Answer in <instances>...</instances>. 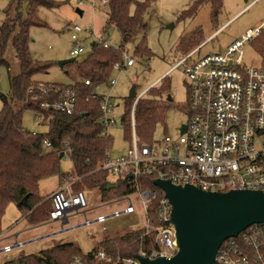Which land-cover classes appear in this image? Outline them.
<instances>
[{
  "label": "built area",
  "instance_id": "1",
  "mask_svg": "<svg viewBox=\"0 0 264 264\" xmlns=\"http://www.w3.org/2000/svg\"><path fill=\"white\" fill-rule=\"evenodd\" d=\"M108 7V0H99ZM264 29V22L248 29L241 38L229 44L224 51L206 54L191 63L188 60L197 53L203 43L173 68L186 64L188 77V121L186 131L177 137L166 135L157 144H141L136 132L135 111L144 93L133 99L130 112L132 128L130 146L119 155H114L112 148L99 169L116 180L125 181L130 193L121 196L120 201L128 199L130 204L123 210H115L110 216H120L135 212L130 196H137L147 218V228L139 229L141 247L136 254L150 258L172 257L178 251L175 226L171 220L172 205L164 191L155 186L144 188L143 177L169 180L175 185H193L205 191L228 192L230 190H256L264 192V67L246 65L243 48L257 38ZM74 41L72 55L79 56L85 48L78 39L80 34L94 36V44L104 48L117 45L104 35L97 36L92 28L80 25L68 26ZM108 32V25L103 28ZM109 35V34H108ZM123 58L113 68L122 70L135 62L122 50ZM86 85L91 81L86 80ZM115 79L108 82L110 86ZM99 86V85H98ZM93 98L100 99L99 123L100 135L111 137V129L117 124L119 115L113 104V97L101 95L97 88ZM28 97L39 102L42 109L64 114H73L77 107V93L73 88L60 87L52 83L38 82L27 90ZM35 118L43 120L39 113ZM37 133V131H33ZM44 146L51 148L48 139ZM69 158L68 153L65 155ZM80 178L69 175L65 183L50 195L52 209L50 221L67 218L76 213L86 212L89 208L88 190H74V184ZM76 207V208H74ZM108 215H98L96 221L104 223ZM86 219V223H89ZM103 230L106 227L103 226ZM156 234L152 240V251L147 254L143 248L146 237ZM6 232L0 233V243L5 240ZM14 244L0 246L1 253H10L16 248ZM218 264H264V223L254 224L237 237L226 240L218 250ZM68 264H140L134 255L113 256L103 249H98L90 259L73 256Z\"/></svg>",
  "mask_w": 264,
  "mask_h": 264
},
{
  "label": "rangeland",
  "instance_id": "2",
  "mask_svg": "<svg viewBox=\"0 0 264 264\" xmlns=\"http://www.w3.org/2000/svg\"><path fill=\"white\" fill-rule=\"evenodd\" d=\"M54 1L57 2V6L40 5L38 7L37 18L41 24L30 28V50L33 57L41 62L51 64L48 71L37 73L34 79L53 84H70L72 79L66 74L67 69L61 68L58 62L72 58H76L80 62L85 60L93 52L94 47L91 43L95 42L96 38L84 33L80 34L78 39L85 51L79 56H73L71 51L74 41L71 38V33L67 30L68 26L77 24L83 28H92L97 36L104 35V38L116 44V48L122 44L121 35L115 26L109 27L108 32H103L108 19V7L103 6L99 0ZM195 1L156 0L144 15L146 27L135 29L132 40L122 48L125 53L134 58V64L122 70L112 69L107 81L115 79L116 83L113 86L106 82L98 86L99 94L113 97V104L119 115L117 124L111 129L114 155L121 154L130 146V139H127L121 118L124 117L125 101L130 98L129 93L133 86L139 95L153 84L154 88L146 93L144 98L159 100L166 107L163 121L157 124L153 132V141L157 144L166 135L177 137L180 134L181 125L188 121V77L186 64L173 67L186 56L189 50L205 39L206 41L199 51L188 60L187 64L206 54L224 51L229 44L241 38L248 29L264 22V0H222V7L219 11H216L211 4H205L197 14L192 16L188 11L194 6ZM10 3L11 0H0V26L7 17L6 12ZM20 6L24 14H28L31 10L30 2L26 0L21 1ZM77 9L82 10L83 14L80 15ZM131 12H135L134 6ZM209 36L211 37L207 39ZM144 37L151 51L149 57H141L135 53L136 46ZM259 39L260 46L264 49V31L256 40ZM243 54L246 65H264V56L257 53L252 42L243 48ZM5 57L11 64L12 72H9L4 65L0 66V94L8 95L11 91L9 76L19 71V59L12 44L7 46ZM164 77L166 78L164 79ZM165 85H168V88ZM168 95L171 96V101L167 100ZM1 107L2 100L0 98ZM23 125L30 132L48 133L47 125L39 122L32 111L24 112ZM72 168L71 159L63 157L60 161L61 172L71 173ZM59 178H61L59 175H55L40 181L39 195L43 197L39 203L41 207L45 205L44 201H47L49 205L50 195L54 189L57 190L61 185ZM65 179L66 176L62 181L60 179L62 184L65 183ZM108 180L115 181L116 179L109 176ZM84 188L90 191L89 208H92V211L87 210L85 213L81 211L76 215H71L64 228L86 223V219L92 223L61 234L53 235L62 229L61 222L50 221L45 215L42 217V221L29 224L17 205L10 203L2 217V232H6V234L9 232L10 235L17 230L32 227L25 231L23 236L35 235V237L24 240L28 243L14 248L11 253L0 254V264H4L10 259L18 260L21 253L38 254L42 250L67 242L75 243L83 253H87L103 239H115L127 232L147 228V218L137 196H130L135 212L110 216L115 210H123L130 204V201L128 199L120 201L122 197L113 200H110L112 196L101 197V188L99 187ZM100 214L109 216L104 223L96 221ZM103 226L106 227V230H103ZM40 237L44 238L29 242ZM21 239L24 238L21 236ZM10 241L14 242L15 240L10 239ZM8 244L14 243L8 242ZM124 247L125 250L130 251L129 247L126 245ZM98 249H105L104 245ZM118 254L124 255L120 250ZM68 259V256L62 257V264H65Z\"/></svg>",
  "mask_w": 264,
  "mask_h": 264
},
{
  "label": "trees",
  "instance_id": "3",
  "mask_svg": "<svg viewBox=\"0 0 264 264\" xmlns=\"http://www.w3.org/2000/svg\"><path fill=\"white\" fill-rule=\"evenodd\" d=\"M21 1L23 0H11L6 12L7 17L0 26V66L4 65L9 72H12L11 64L5 57L9 44L13 45L19 59V71L9 76L10 93L0 94L2 100L0 108V233L2 217L10 203L17 205L29 224L42 221L45 215L49 218L52 209L51 200L49 205L47 201H44V206L39 205L43 200V197L39 195V185L43 179L55 175L61 178L65 176L67 178L69 174L78 176L80 179L73 185L75 191L83 190L84 187L101 188L108 181V173L100 170L99 167L106 157L107 150L112 148V136L107 139L100 135L101 125L98 119L101 114V101L93 98V94L98 85L109 82L107 79L110 72L114 64L122 60V48L132 40L135 29L146 27L144 15L156 0H108L106 24L108 29L112 26L118 29L121 35V46L104 48L102 45L94 44L93 52L88 58L81 62L75 60L63 67L67 69L66 74L71 77V83L54 84L73 88L76 91L78 101L73 114L44 110L39 102H34L28 97V88L32 84L41 82L35 80L34 76L39 72L48 71L51 66L50 63L41 62L33 57L30 50V28L41 24L37 18V9L40 5L53 7L58 4L54 0H26L30 2L31 10L28 14H24L20 6ZM205 4H211L216 11H219L222 0H196L188 13L194 16ZM133 6L134 13L131 12ZM257 38L252 41V44L257 53L263 57L264 49L261 48L260 39L256 40ZM204 42L205 40L195 45L188 53ZM135 53L141 57L151 55L145 37L136 46ZM86 80H90L91 84L86 85ZM165 86L168 88V85ZM153 88L148 89L147 93ZM133 101L131 98L126 99L123 121L127 139L130 140L132 132L130 112ZM27 110L42 116L41 123L47 125V134L33 133L25 129L23 114ZM165 111L166 107L159 100L149 97H142L139 100L135 117L136 132L141 144L153 142V132L157 124L163 121ZM45 139L50 141V149L45 148ZM62 153L63 157L68 153L73 163L71 173L61 172L60 161L63 157L60 158V155ZM154 180V177H143L144 188H154ZM129 193L128 184L119 180L116 188L105 189L100 194L101 197L112 196L110 200H113ZM25 196H28L31 209L21 204ZM140 233V230H136L115 239H103L87 253H83L75 243L67 242L42 250L38 254L21 253L18 260L10 259L4 264H62L61 258L66 256L69 259L65 264H68L76 255L90 259L101 245H104V251L113 256H117L119 250L125 256L134 255L141 247ZM155 236L156 234H152L143 242L142 246L147 254L152 251L151 242ZM124 245L130 248L129 252L125 250Z\"/></svg>",
  "mask_w": 264,
  "mask_h": 264
},
{
  "label": "water",
  "instance_id": "4",
  "mask_svg": "<svg viewBox=\"0 0 264 264\" xmlns=\"http://www.w3.org/2000/svg\"><path fill=\"white\" fill-rule=\"evenodd\" d=\"M77 12L83 14L80 9H77ZM91 45L93 46L94 42ZM75 60L76 58L62 60L58 64L63 68ZM136 96L133 86L129 97L134 99ZM167 100H172L170 95ZM124 120L125 118L122 117L121 121ZM185 131L186 126L182 125L181 132ZM62 157L63 153L60 155V158ZM153 183L164 191L172 205L171 220L176 230L178 251L172 257L150 258L135 254L140 264H218L217 253L226 240L237 237L251 225L264 223V192L262 191L236 189L228 192H213L193 185H175L169 180L162 179H155ZM116 187V183L107 181L100 190ZM21 204L31 209L28 196L21 200ZM54 221L61 222L62 229L53 235L92 223L64 228L69 222L67 218ZM42 238L44 237L29 242ZM26 243L28 242L18 243L15 247Z\"/></svg>",
  "mask_w": 264,
  "mask_h": 264
},
{
  "label": "crops",
  "instance_id": "5",
  "mask_svg": "<svg viewBox=\"0 0 264 264\" xmlns=\"http://www.w3.org/2000/svg\"><path fill=\"white\" fill-rule=\"evenodd\" d=\"M211 36H209L207 39H209ZM205 41H206V39H205ZM198 48V47H197ZM168 72V71H167ZM166 72V73H167ZM162 75H164V74H162ZM60 179H61V181H62V179L63 178H59V182H60V186L58 187V188H60L63 184H62V182L60 181ZM65 181H66V179H65ZM55 188V187H54ZM54 191H56L55 189L53 190V192ZM52 192V193H53ZM59 221H57V223H58ZM32 227H30V228H27V229H21V230H17V231H15V232H13V233H11L10 235H9V232L6 234V236H5V240L3 241V242H1L0 243V246H2V245H4V244H8V242H10V243H15L16 241H20V242H24V240H27L28 238H34L35 237V235L34 236H31V237H28V236H23V235H25L24 233H25V231H28L29 229H31ZM9 230V229H8ZM21 236H22V238H24V239H21ZM10 239L11 240H15L14 242H12V241H10ZM11 253V252H10ZM1 254H3V253H1ZM6 254H8V253H6Z\"/></svg>",
  "mask_w": 264,
  "mask_h": 264
}]
</instances>
